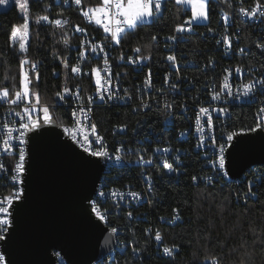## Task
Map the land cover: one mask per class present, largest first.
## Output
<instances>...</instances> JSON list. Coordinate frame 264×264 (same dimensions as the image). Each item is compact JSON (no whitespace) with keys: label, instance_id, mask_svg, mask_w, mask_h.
I'll return each instance as SVG.
<instances>
[{"label":"trees","instance_id":"16d2710c","mask_svg":"<svg viewBox=\"0 0 264 264\" xmlns=\"http://www.w3.org/2000/svg\"><path fill=\"white\" fill-rule=\"evenodd\" d=\"M81 1L83 5L102 3V0ZM255 1L264 6V0ZM48 6L51 9H48ZM224 6L229 7L230 2L211 0L209 22L201 26L216 28L219 9ZM28 10L30 40L26 55L30 62L36 64L34 70L31 69V64L25 65L32 81L30 92L38 93L40 102L52 104L64 86H82L84 93L91 91V76H78L71 72L78 53L74 46V28L76 25L90 27L80 9L72 4L65 6L61 1L28 0ZM45 14L61 17L67 23L57 26L44 21L40 24L34 22ZM190 15V12L175 0H167L157 20L138 25L134 31L123 36V44L140 47L150 56L148 67L154 73H162L166 69V50L159 39L163 35L173 33L176 25L181 24ZM23 16L16 4L0 12V88H8L10 96L21 90L20 60L23 57L19 54L18 44H10L9 34L14 26L23 24ZM235 24L241 28V44L246 47L242 56L224 57L209 39L205 40L201 36L192 37L188 43L181 44L182 48L190 51V58L198 64L191 70L195 78H200L195 79L197 84L205 82L206 79L210 80L211 77H218L224 65L236 62L248 68L264 70V48L258 47L264 45V24L259 27L239 19ZM153 37L157 40H153ZM65 63L69 66L67 69L64 67ZM55 71H59V75H56ZM31 98L36 99V96L32 95ZM51 111L59 125L66 126L71 122L69 109L55 106ZM254 112L255 109L244 106L235 109L236 123L241 126L252 124L255 120ZM95 117L100 131L107 137L114 136L115 125H125L127 132H122L119 136L126 137L130 143L138 145L139 138L153 135L164 137L166 133L171 132L162 130V111L154 108L135 113L128 107L120 109L98 106L95 109ZM177 123H183L181 116L178 117ZM144 144L149 148L152 146L147 141ZM151 161L149 176L154 186L149 215L154 216L150 217L152 220H132L128 224V227L135 229L132 231L127 228V239L131 240L129 247H148L151 238L145 234L144 227L151 222L158 223L157 215H170L173 208H181L182 221L175 225L159 224L163 242L172 247L173 254L169 257L154 255L151 259H146V263L203 264L206 259L217 258L222 264H264V166H259L263 174L258 178L257 189L254 188V192L249 196L247 178L252 173V167L246 172V178L228 182L217 181L208 185L192 180V176L201 166V159L197 154L191 153L187 156L179 180L168 179L166 169L160 162L156 158ZM112 183L123 188H138L141 185L136 175L130 174L126 169L119 171ZM121 224L127 226L125 222ZM133 260L137 263L139 261L137 258ZM119 264H123V261Z\"/></svg>","mask_w":264,"mask_h":264},{"label":"built area","instance_id":"2783aa9c","mask_svg":"<svg viewBox=\"0 0 264 264\" xmlns=\"http://www.w3.org/2000/svg\"><path fill=\"white\" fill-rule=\"evenodd\" d=\"M57 2L61 1L63 5L70 6L71 4L78 7L80 11H87L89 8H95L103 5L102 3L98 5H83L82 1L80 5H76L74 0H69V3H64V0H55ZM167 0H163L161 5V13L151 19L150 22L156 21L159 16L162 14L164 9V4ZM177 2V0H175ZM217 1V0H216ZM229 1L230 6H224L219 9L218 15V26L216 28L201 25H206L209 22L208 20L204 23H199L198 26H194V30L191 33H185L184 38L179 42H173L166 39L169 36L175 35V30L171 34L163 35L159 41L163 45V49L166 50L164 57V64L166 69L161 72H153V70L148 67V62L150 56L145 54L143 50L138 46H129L123 44V36L121 42L116 44L114 41H111L108 37L109 34L103 31L102 25H97L94 20H90L89 17L85 18L86 23L90 26L84 27L76 25L74 28V34L76 37V44L74 45L77 50V56L72 66H77L81 69L80 73H74L75 75L82 76L88 75L92 79V89L86 93L83 92L82 86H64L70 88L72 93H76L79 89V99L75 97H70L67 94L63 93V88L59 94L64 96L63 100H60V97L57 95L54 103H44L38 102L36 99H31L33 104H37L36 111L32 112V119L35 121H40L43 119L42 108L44 106L49 107V117L53 118L52 108L55 106H63L70 110L71 113V122L66 126H63L64 129H81L80 136L84 134L89 135L90 140H94L95 136L98 135L103 138V143L109 146V151L113 157L120 155L122 159L120 161H115L114 159L109 162L106 166V173L102 176L101 182L97 193H103L104 196L100 197L95 195L93 200L96 201V207L101 212V214H106V220L108 226L111 228H117L118 240L116 247L112 250L111 255H105L106 258L102 257L93 264H119L120 261H123V264H157V263H146V259H151L152 256L157 255L161 257H169L173 254V249L169 245L163 242L161 225L159 224H169L175 225L182 221V210L181 208H173L170 215H157V221L151 222L144 227V232L151 238L150 243L144 245V249L140 247H129L131 240H128V231L134 230L131 227H128V224L132 221L147 220L150 217L153 218L154 215H149L151 211L150 198L153 191L149 192V166L151 163L146 164L140 161V157H143L144 161L152 160L156 158L162 165L165 158H168L169 162H172V158L179 155V168L174 172H169L166 169L168 179L179 180L180 174L184 171V165L186 162L187 156L191 153L197 154L201 159V166L197 173L192 176V180L196 183H205L212 185L215 182H225L232 181L229 174L222 175L217 171V168L213 161L218 159L219 155V145H224L226 148V161H227V150L228 145L226 143L227 135L240 132H248L249 128H255L256 124L259 122H264V112L260 111L262 103H264V94L259 93L257 90L256 97L254 100L250 98L241 97L239 99H233L232 97H227L223 101H214L211 99L214 91H219L222 84L225 82V77L227 76V82L232 85L233 92H236L238 88L244 83L249 81H255L259 79H264V70H258L257 68H248L240 63L227 64L224 65L219 76L215 78L211 77L210 80H205V82L197 84L198 81L191 73V70L195 66H198L197 62L190 58V51L186 50L184 47H181V44L188 43V40L192 37H203V39L210 40V43H213L222 53L224 57L232 56H242L245 54L246 47L241 44L242 31L241 28L235 24L237 19L248 22L255 26H262L264 24V17L259 15V11H264V6L255 0H224ZM184 9L185 6L181 4ZM259 5V10L257 15L254 18H250L246 13H241L240 9H247L248 12H251L253 8H256ZM48 9H51L48 6ZM190 14V8L188 10ZM49 17V21L45 22L47 24H53L52 21L55 19H65L61 17H52L50 14H45ZM44 15V16H45ZM209 15V14H208ZM191 16V15H190ZM186 17L183 22L190 18ZM182 22V23H183ZM63 23L60 26H63ZM204 25V26H205ZM77 26L80 29H84V32L78 31ZM228 36L231 40V44L226 46L223 43V37ZM157 40V39H155ZM92 44H103L104 52L92 53L90 47ZM88 50L86 57H80V50L82 48ZM136 48L140 49L139 53H136L134 50ZM240 49H244L243 52ZM105 53L108 55L109 66L108 71H110L112 76V84L114 90L118 96L124 97L125 90L131 97V99L124 98L120 100L109 101L105 99L103 103L96 98V85H95V76L92 72L93 68L99 67L101 69V75L105 76L104 71V58ZM174 54L177 58L176 60V69L174 70L172 64L167 61V56ZM123 55L124 59L121 60L120 57ZM137 55L149 57L139 65H132L128 62V57L135 58ZM236 68L241 69V73L237 74ZM230 70L231 75L229 76L225 70ZM151 70V84L150 91L146 89L145 81L148 79V72ZM56 75H59V71H55ZM119 74V75H117ZM169 77V82L165 83V77ZM179 77V79H178ZM175 85V89L171 86ZM223 96L224 93H221ZM92 96L94 98V103L92 105L87 104V97ZM15 98L14 96H9L7 100L0 101V129H3V132H0V204H5L9 197L14 195V192L18 185L12 181L11 177L14 174L13 170L15 164L18 162V153L19 145L13 144V148L10 149L7 154H4L3 143L7 139V129L5 125L13 129H18L21 122L27 123V115L24 113V108L28 106V101H21L17 103H11L10 101ZM171 103L173 107L171 109H165L163 105L165 103ZM142 104H147L149 107L145 108ZM98 106H106L108 108H122L128 107L133 112L138 113L151 108L162 111V126L164 131L171 130L170 133H166L164 137H153L146 136L144 138H139L140 144L130 143L126 137H120L119 134L122 132H127L128 128L125 125H115L113 127L114 136H106L103 134L97 124L95 117V109ZM248 107L255 109L254 112V122L252 124H245L241 126L236 123V118L234 111L239 107ZM80 107H91V112L88 113V119L85 121L80 116ZM202 107H207L210 110L214 108H226L228 111L226 114H217L212 112L213 116V127L211 129L205 124V140L203 146L199 139V134L196 127V118L199 114V109ZM75 111L76 116H73ZM20 113V116L16 114ZM181 116L183 123L179 125L177 123L178 117ZM23 117V121H21ZM77 118H80V124H77ZM201 123H204L203 119ZM96 125V132L93 134L91 132V125ZM175 132V133H174ZM67 133V132H66ZM180 133H187V135L181 136ZM19 133L14 132V136H17ZM69 136V134L67 133ZM209 136H214L216 140V147H212L213 141L208 139ZM221 136L225 139H221ZM70 137V136H69ZM149 142L152 146L146 147L145 142ZM28 144V141H27ZM76 144V143H75ZM77 145V144H76ZM121 145H124V148L119 152H115L114 149L120 148ZM78 146V145H77ZM96 145H94L95 147ZM79 147V146H78ZM169 148L170 152H156L157 148ZM152 148V149H151ZM175 167V164H174ZM123 169L129 170V173L136 175L137 179L141 181V185L137 188L135 187H117L112 183L114 176H118V172ZM249 170V169H248ZM251 175L247 178L248 189L251 187V192L253 193L254 188L257 189L258 178L263 174V170L259 166H253L251 169ZM246 173L243 174L241 178H246ZM250 174V173H249ZM193 177H196L194 180ZM211 177V179H209ZM151 178V177H150ZM153 184V180L151 179ZM154 186V184H153ZM131 192H136L141 194V199L134 200L129 195ZM110 193H123L125 194V199L120 200L119 196L109 195ZM16 202L13 201L12 205L9 206V211L12 218V206ZM174 209L177 210L174 212ZM132 213V218H128V213ZM150 218V220H152ZM125 222L127 226L121 224ZM159 232L161 239L157 241L155 239L156 233ZM0 240V255L4 257L2 264L6 263V257L2 252ZM151 246V247H150ZM150 247V248H149ZM169 247L172 249L171 255H166L163 253V248ZM149 248V250H148ZM56 256V261L58 264H70L64 258L62 253L59 250H54ZM137 258L138 263L133 259ZM216 260L218 264H222L217 258H209L204 260L203 264H212L213 260ZM151 261V260H148ZM135 262V263H134Z\"/></svg>","mask_w":264,"mask_h":264},{"label":"water","instance_id":"95a60500","mask_svg":"<svg viewBox=\"0 0 264 264\" xmlns=\"http://www.w3.org/2000/svg\"><path fill=\"white\" fill-rule=\"evenodd\" d=\"M50 119L28 134L25 197L13 204L10 234L1 241L7 264H58L54 250L70 264H93L102 258L101 252L107 254L106 239L118 240L88 204L106 165L80 149L64 127ZM244 133L227 150L226 168L234 180L250 167L264 166V130Z\"/></svg>","mask_w":264,"mask_h":264},{"label":"snow or ice","instance_id":"6c2138e0","mask_svg":"<svg viewBox=\"0 0 264 264\" xmlns=\"http://www.w3.org/2000/svg\"><path fill=\"white\" fill-rule=\"evenodd\" d=\"M9 0H0V5L7 4ZM16 2L19 4L21 9L27 8V2L28 0H16ZM76 5L81 4V0H74ZM163 0H103V5L95 8H89L87 11L83 12V15L85 17H89L90 20H94L97 25L103 26V31L107 34H109V39L111 41H114L116 44H119L121 42V38L123 35L128 34L130 31H134L135 28L140 25L142 22L146 20H151L157 17L161 13V5ZM64 3H69V0H64ZM178 4H183L185 6V10H188L190 8L191 16L189 19L185 20L181 24H177L175 27V35L169 36L166 39L171 40L173 42H179L184 38L185 33H191L194 30V26H198L200 20H207L208 18V11H209V5L211 3V0H177ZM259 10V5L256 8H253L251 12H248L247 9L241 8V13H246L250 18H254L257 15V12ZM259 15L261 17H264V11H259ZM23 24L22 26H14L9 34V40L11 45H17L18 44V51L19 54L23 57V59L20 60V88L21 90L15 91V98L11 100V103H17L21 101H28V106L24 108V113L27 115V123L21 122L18 129H13L11 127H8L5 125V128L7 129V139L4 140L3 143V151L4 154H7V152L13 148V144L19 145V153H18V162L15 164L14 167V174L12 175L11 179L13 182H15L18 187L16 188L14 195L12 197H9L5 204H0V240H4L8 237L10 234V228L12 227L13 220L11 218V213L9 211V206L12 205L13 201H20L25 197V188H24V182H25V175H26V163H27V157H28V145L27 141L30 139V136L28 135L31 132H34L36 129H39L43 127L45 124L51 123V119L49 117V107L44 106L42 108L43 111V119L40 121H35L32 119L31 113L36 111L37 104L39 102V94L38 93H31L30 92V85L32 83L31 79L29 78L28 71L25 69V65L31 64V69L36 68V64L29 61L26 53L28 51V39H29V25L30 21L27 16V12L25 11V14L23 16ZM41 21H49V17L47 15L37 18L34 22L36 24H40ZM54 25L60 26L63 23H67V21H62L61 19H55L52 21ZM78 31L84 32V29H80L79 26H77ZM153 40L156 38L153 37ZM67 44V41H65ZM223 43L228 46L231 44V40L228 36L223 37ZM258 47L264 48V45H258ZM90 51L92 53L97 52H104V45L103 44H92L90 47ZM136 53L140 52L139 48H136L134 50ZM241 52L244 51V49H240ZM88 54V50L84 49L83 45L80 50V57L84 58ZM121 60L124 59L123 55L120 57ZM128 62L132 65H139L143 63L144 60L149 59V57H144L137 55L135 58L128 57ZM167 61L170 62L174 68L176 69V56L174 54H170L167 56ZM104 71L106 73L105 76L101 75V69L99 67L93 68L92 72L95 76V85H96V98L100 100L101 103L105 101V99L112 101V100H120L124 98L131 99L127 91L125 90L124 97L118 96L114 90V86L112 84V76L110 71H108L109 66V59L107 53H105L104 58ZM64 67L67 69L69 66L67 63L64 64ZM81 69L77 66L71 67L72 73H80ZM228 75H231L230 70H225ZM237 74L241 73L240 68H236ZM119 75V74H117ZM151 70L148 72V79L145 81V86L147 90L150 89L151 84ZM38 74L36 76V79L38 80ZM179 79V77H178ZM228 77H225V82L222 84L219 91H214L212 94L211 99L214 101H223L227 97H232L233 99H239L241 97L244 98H250L252 100L255 99L257 90L259 93L264 94V79H259L255 81H249L247 83H244L240 86V88L237 89L236 92H233L232 85L227 82ZM169 82V77H165V83ZM173 89H175V85L171 86ZM79 89H77L76 93H72L70 88L64 87L63 93L67 94L70 97H75L76 99H79ZM221 93H224L222 96ZM32 95L36 96L37 104H33L31 102L30 97ZM60 97V100L64 99V96L61 94H57ZM10 96V90L8 88H0V101L7 100ZM94 103V98L92 96L87 97V104L92 105ZM143 107L147 108L149 105L142 104ZM163 107L167 109H171L173 105L171 103H165ZM80 116L83 118V120L88 119V113L91 112V107H88L85 109V107H80ZM226 108H214L209 109L207 107H202L199 109V114L196 118V127L197 132L199 134V139L201 141V145L203 146V142L205 140V124L208 126L209 129L213 127V116L212 112H216L217 114H226L227 113ZM260 111L264 112V103H262ZM17 116H20V113L16 114ZM73 116H76L75 111L73 112ZM203 119L204 123H201V120ZM21 121H23V117H21ZM80 118H77V124H80ZM257 129L264 130V122H259L256 124L255 128H249L248 131H256ZM65 132H67L71 138L72 141H74L80 149H82L85 153H87L90 157H95L98 159V161H103L104 164L107 166L109 162H111L113 159L115 161H120L122 157L120 155H116L115 157L112 156V154L109 151V146L103 143V138L96 135L94 140L89 139L88 134H84L81 138L80 133L81 129H72L71 131L69 129H64ZM0 132H3V129H0ZM14 132H18L19 134L17 136H14ZM91 132L94 134L96 132V125H91ZM244 131L241 130L240 132H236L230 135H227L226 137V143L228 147L233 146V142L235 141L236 137H239L241 135H244ZM181 136L187 135V133H180ZM208 139L212 140V147H216V140L214 136H209ZM221 139H225V137L221 136ZM94 145H96L94 147ZM124 148V145H121L120 148L114 149L115 152L119 153ZM156 152H170L171 149L165 147L163 149L157 148L155 149ZM141 162L149 164L152 163L151 160L144 161L143 157L139 158ZM179 161L180 156L177 155L174 158H172V162H169L168 158L164 159V162L162 164V167L164 169H167L169 172H174L179 168ZM215 164L217 171L221 173L222 175H228L229 170L226 168V148L224 145H219V155L218 159L216 161H213ZM175 164V167H174ZM149 180V186L148 190L149 192L152 190L153 184L151 183V178H147ZM195 180L196 177H193ZM211 179V177H209ZM96 195L103 197V193H96ZM109 195L112 196H119L120 200L125 199V194L123 193H110ZM129 195L134 200L141 199V194L136 192H131ZM248 195L251 196V187H249ZM88 204L91 210V214L95 215L98 221L102 222L103 224H107L106 220V214H101V212L96 207V201L92 198H89ZM177 211L174 209V212ZM128 218H132V213H128ZM117 228L113 227L111 229V233L115 234L117 233ZM155 239L157 241H160L161 236L159 232L156 233ZM116 241L111 240L109 237L105 240V246L108 248L107 255L112 254V249ZM163 253L166 255L172 254V249L169 247L163 248ZM99 256L106 258L105 253L101 252ZM95 259V258H94ZM4 260V257L0 255V264H2ZM102 264V261H101ZM212 264H218V262L214 259L212 261Z\"/></svg>","mask_w":264,"mask_h":264},{"label":"rangeland","instance_id":"374dc122","mask_svg":"<svg viewBox=\"0 0 264 264\" xmlns=\"http://www.w3.org/2000/svg\"><path fill=\"white\" fill-rule=\"evenodd\" d=\"M125 2H127V0H125ZM13 4H16V5L19 6V4L16 2V0H9V2H8L7 4L0 5V12H2V11H4V10H7V9H8L11 5H13ZM19 8H20V6H19ZM20 11H21V13H22L23 15L25 14V11H26V12H27L28 19H29V21H30L29 10H28V2H27V8H26V10L20 8ZM207 20H208V18H207ZM207 20H200L199 23H204V22H206ZM150 21H151V20H146V21H144V22H142V23L150 22ZM142 23H141V24H142ZM21 26H22V25H21ZM29 40H30V25H29V39H28V44H29Z\"/></svg>","mask_w":264,"mask_h":264}]
</instances>
